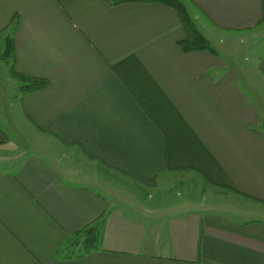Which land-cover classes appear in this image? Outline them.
<instances>
[{
	"label": "crops",
	"instance_id": "obj_1",
	"mask_svg": "<svg viewBox=\"0 0 264 264\" xmlns=\"http://www.w3.org/2000/svg\"><path fill=\"white\" fill-rule=\"evenodd\" d=\"M181 1L0 0V264H264V0Z\"/></svg>",
	"mask_w": 264,
	"mask_h": 264
},
{
	"label": "trees",
	"instance_id": "obj_2",
	"mask_svg": "<svg viewBox=\"0 0 264 264\" xmlns=\"http://www.w3.org/2000/svg\"><path fill=\"white\" fill-rule=\"evenodd\" d=\"M110 5L116 6L123 3H159L163 4L173 10H175L184 26L187 33V39L182 41L183 48L190 51H210L215 53L209 40L200 32L194 19L190 15V12L181 0H108ZM14 56V46L11 39L6 40V48L4 52L0 55V58L6 62L12 60ZM26 83L21 86L22 91H33L43 89L47 86V82L42 79L27 78L26 76L15 73ZM99 220L91 222L87 226L73 233L68 240V245L75 247L77 245H82L85 252H90L94 248L96 249L99 239H100V229L101 226Z\"/></svg>",
	"mask_w": 264,
	"mask_h": 264
},
{
	"label": "rangeland",
	"instance_id": "obj_3",
	"mask_svg": "<svg viewBox=\"0 0 264 264\" xmlns=\"http://www.w3.org/2000/svg\"><path fill=\"white\" fill-rule=\"evenodd\" d=\"M258 29L261 32V34L257 38L254 39V37H250V38L249 37L248 38L240 37V39L238 40V43H239L240 49H241V55H242L241 58L242 59L245 57L248 60H250V59H253L256 56H258L260 53H263V49H264V24L261 27H259ZM225 40L226 39H224V41ZM230 41L225 42V44H223V45H228ZM218 49L220 50V48H218ZM257 91H259L260 92L259 95L264 98V88L263 87L261 89L258 88ZM262 113H264L263 110H262ZM179 190H180V196L179 197L187 199L188 191L184 190V189H179Z\"/></svg>",
	"mask_w": 264,
	"mask_h": 264
}]
</instances>
